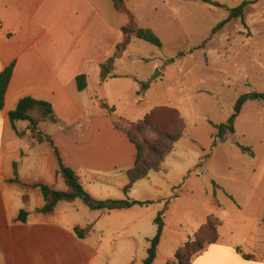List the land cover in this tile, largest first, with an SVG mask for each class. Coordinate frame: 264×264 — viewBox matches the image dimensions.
Wrapping results in <instances>:
<instances>
[{
    "label": "crops",
    "instance_id": "1",
    "mask_svg": "<svg viewBox=\"0 0 264 264\" xmlns=\"http://www.w3.org/2000/svg\"><path fill=\"white\" fill-rule=\"evenodd\" d=\"M126 24V16L117 13L110 0H0V72L13 64L0 109V264H143L148 241L156 233V227L151 231L144 226L148 218L155 219L159 208L145 210L183 194L199 193L206 199L204 186L186 180L192 168L173 172L174 178L167 181V157L158 171L136 182L127 196L123 194L136 149L124 132L114 128L112 120L137 122L160 107L148 105L147 92L135 86L118 109L107 91L110 82L119 77L115 64L128 56L133 40L115 62L110 77L100 83V65L113 54ZM79 75L87 79L82 92L75 82ZM25 97L49 103L54 122L45 121L32 130L27 122L18 121L12 129L7 115ZM45 136L51 138L62 163L77 173L84 191L94 200L130 199L150 204L90 210L75 199L59 202L47 214L38 213L44 200L36 185L66 190L58 174V159ZM13 179L18 183L10 182ZM144 187L154 195L138 196ZM21 210L28 213L24 223L16 221ZM229 218L224 213L218 241L191 264H264V227H225ZM90 225L82 239L76 236L75 228ZM233 229H247V234L240 240ZM167 231L164 223L153 264H165L178 248L171 256L160 254ZM189 235L184 237L180 228L175 230L179 244ZM248 255L250 260L244 258Z\"/></svg>",
    "mask_w": 264,
    "mask_h": 264
},
{
    "label": "rangeland",
    "instance_id": "2",
    "mask_svg": "<svg viewBox=\"0 0 264 264\" xmlns=\"http://www.w3.org/2000/svg\"><path fill=\"white\" fill-rule=\"evenodd\" d=\"M211 1L223 7L191 0H128L136 23L152 30L161 47L133 40L128 56L115 64L119 77L107 89L118 109L136 86L147 92L148 105L173 108L185 120L184 134L164 162L166 178L171 182L173 172L192 168L186 180L204 186L206 199L199 193L183 194L170 202L164 214L169 231L160 247L163 256H171L182 244L175 230L192 236L210 214L220 222L224 213L230 214L225 227H264V102H246L235 120L234 134L210 148L216 133L212 126L226 123L239 97L264 93V0ZM244 2L250 3L244 10L246 27L233 20L212 35L229 10ZM159 118L160 125L167 126L168 118ZM144 136L154 141L157 131L147 130ZM238 145L249 148L252 155L241 152ZM164 189L165 194L166 185ZM146 193L154 195L147 187L137 195ZM164 202L145 211L159 208L158 213ZM152 220L148 218L144 226L151 231ZM237 229L232 233L243 240L248 228Z\"/></svg>",
    "mask_w": 264,
    "mask_h": 264
},
{
    "label": "trees",
    "instance_id": "3",
    "mask_svg": "<svg viewBox=\"0 0 264 264\" xmlns=\"http://www.w3.org/2000/svg\"><path fill=\"white\" fill-rule=\"evenodd\" d=\"M110 1L117 13L126 16L127 24L121 28L122 39L116 45L113 54L100 65V83L105 82L106 79L110 77L115 62L122 57L132 40H142L156 47H161L159 38L152 30L140 28L138 26L135 15L127 8L126 3L128 0ZM191 1L201 2L219 8L223 7L219 3L211 0ZM249 5L250 3L244 2L238 7L229 10L228 18L219 23L212 30V35H215L233 20H240L241 24L246 27L244 22V10ZM202 46L203 44L200 47ZM12 71L13 64L0 72V109L3 108L4 97L10 82ZM75 82L78 91L82 92L86 89L87 79L85 75L77 76ZM146 85L147 84H144L143 88H146ZM249 101L264 102V93H251L239 97L235 104L233 114L229 117L226 123L212 126L216 133L212 137V142L210 144L211 149L215 148L218 144L225 142L230 135L234 134L235 120L239 116L243 105ZM108 112H113V109H108ZM163 115L168 118L167 126L160 125L159 117ZM7 118L12 129H14V123L18 121L27 122L32 130H36L38 125L45 121L54 122L51 105L30 97L20 99L16 107L8 113ZM112 124L114 128L125 133L136 149L134 165L126 172L128 184L123 189L124 196H127L128 192L136 182L146 178L150 172H156L159 170L164 159L172 152L175 144L181 140L186 128L185 120L180 113L173 108L165 106L152 109L140 121L132 123L119 118L113 119ZM147 130L157 131L156 140L150 141L144 136ZM44 138L52 147L58 159V174L63 178L66 190L57 191L53 187L43 184L36 185V187L40 189L44 200L43 207L37 210L38 213L47 214L51 212L59 202H72L75 199H80L90 210H121L136 205L148 206L150 204V202H138L130 199L109 201L94 200L84 191L77 173L62 163L51 138L49 136H45ZM238 148L241 152L252 155L249 148L240 145H238ZM10 182L18 183V180L13 179ZM174 198L175 197H172L164 203L163 209L157 213L153 220V224L156 227V233L155 236L148 241L149 245L146 251L147 256L143 261V264H153L155 261L157 247L160 243L164 229V214ZM25 201L26 198H24V202ZM27 216L28 213L21 210L16 221L24 223ZM220 226L221 222L218 221L216 217L212 214L208 215L204 224L175 250L173 257L165 264H191L194 257L201 254L209 245L218 241ZM90 229L91 225L82 230L75 228L74 232L78 238L82 239ZM237 251L240 252L238 249ZM244 258L250 260L252 256L248 255L244 256Z\"/></svg>",
    "mask_w": 264,
    "mask_h": 264
}]
</instances>
